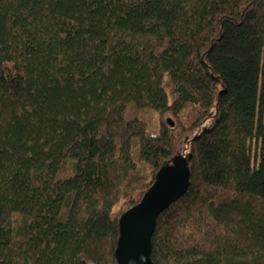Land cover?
<instances>
[{"label":"trees","instance_id":"obj_1","mask_svg":"<svg viewBox=\"0 0 264 264\" xmlns=\"http://www.w3.org/2000/svg\"><path fill=\"white\" fill-rule=\"evenodd\" d=\"M185 155L152 263L264 264V0H0V264H116Z\"/></svg>","mask_w":264,"mask_h":264},{"label":"water","instance_id":"obj_2","mask_svg":"<svg viewBox=\"0 0 264 264\" xmlns=\"http://www.w3.org/2000/svg\"><path fill=\"white\" fill-rule=\"evenodd\" d=\"M166 122L173 126L169 119ZM189 160L190 155H185L165 162L141 201L120 216L114 252L116 264H153L150 258L151 237L156 219L187 191Z\"/></svg>","mask_w":264,"mask_h":264},{"label":"rangeland","instance_id":"obj_3","mask_svg":"<svg viewBox=\"0 0 264 264\" xmlns=\"http://www.w3.org/2000/svg\"><path fill=\"white\" fill-rule=\"evenodd\" d=\"M153 120H155V119H153Z\"/></svg>","mask_w":264,"mask_h":264}]
</instances>
